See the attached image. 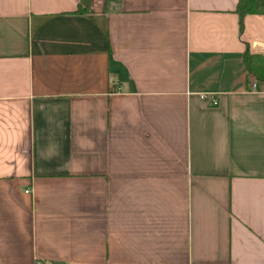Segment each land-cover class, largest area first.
I'll return each instance as SVG.
<instances>
[{"label": "crops", "instance_id": "obj_1", "mask_svg": "<svg viewBox=\"0 0 264 264\" xmlns=\"http://www.w3.org/2000/svg\"><path fill=\"white\" fill-rule=\"evenodd\" d=\"M89 1L0 0V264H264V14Z\"/></svg>", "mask_w": 264, "mask_h": 264}, {"label": "trees", "instance_id": "obj_2", "mask_svg": "<svg viewBox=\"0 0 264 264\" xmlns=\"http://www.w3.org/2000/svg\"><path fill=\"white\" fill-rule=\"evenodd\" d=\"M90 11L89 0H79L76 12L84 13ZM236 12L239 13L241 18V29L243 28V20L249 14H264V0H238ZM244 61L247 66L248 72L255 75L258 80L264 81V55L255 53L247 45L244 52Z\"/></svg>", "mask_w": 264, "mask_h": 264}, {"label": "built area", "instance_id": "obj_3", "mask_svg": "<svg viewBox=\"0 0 264 264\" xmlns=\"http://www.w3.org/2000/svg\"><path fill=\"white\" fill-rule=\"evenodd\" d=\"M254 85H255V84H254ZM209 95L211 96V98H210V104L213 105V106L218 105V104H219V100H218V98H217L215 95H213V94H201V98H202L203 100H206V99L209 98ZM25 191L28 192V190H25ZM34 264H49V263H48L47 261H45V260L36 259V260L34 261Z\"/></svg>", "mask_w": 264, "mask_h": 264}]
</instances>
